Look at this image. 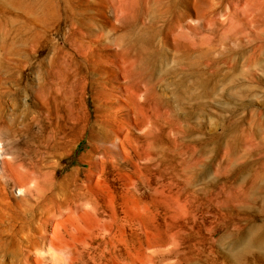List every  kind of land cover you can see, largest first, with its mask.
Returning a JSON list of instances; mask_svg holds the SVG:
<instances>
[{
	"label": "rangeland",
	"instance_id": "rangeland-1",
	"mask_svg": "<svg viewBox=\"0 0 264 264\" xmlns=\"http://www.w3.org/2000/svg\"><path fill=\"white\" fill-rule=\"evenodd\" d=\"M0 151L21 264H264V0H0Z\"/></svg>",
	"mask_w": 264,
	"mask_h": 264
},
{
	"label": "bare ground",
	"instance_id": "bare-ground-1",
	"mask_svg": "<svg viewBox=\"0 0 264 264\" xmlns=\"http://www.w3.org/2000/svg\"><path fill=\"white\" fill-rule=\"evenodd\" d=\"M4 160L5 157L0 151V162ZM26 160L22 166L28 168L26 173L29 174V176L32 175L35 177L39 170L30 164V162L25 163ZM6 171L2 164H0V175L3 181H8L10 178V175H8ZM17 174H19V172H17ZM34 183V191L37 192V198L33 200L27 208L23 209L22 211H18L13 207V212L0 214V264H21L20 246L24 245L28 249H30L32 246V239L35 232L34 214L37 211L39 204L38 202L41 199V195L47 193L39 183H36V181ZM0 188L2 189L4 186L0 185ZM27 257H30V255ZM32 260L33 259H29L30 264H33Z\"/></svg>",
	"mask_w": 264,
	"mask_h": 264
}]
</instances>
